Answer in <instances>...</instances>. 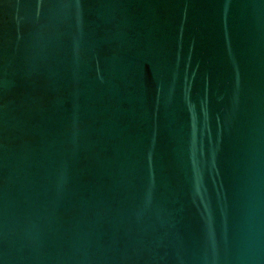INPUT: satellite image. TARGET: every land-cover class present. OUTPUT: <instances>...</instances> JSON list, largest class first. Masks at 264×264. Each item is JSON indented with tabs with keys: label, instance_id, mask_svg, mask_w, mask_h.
Masks as SVG:
<instances>
[{
	"label": "water",
	"instance_id": "water-1",
	"mask_svg": "<svg viewBox=\"0 0 264 264\" xmlns=\"http://www.w3.org/2000/svg\"><path fill=\"white\" fill-rule=\"evenodd\" d=\"M0 264H264V0H0Z\"/></svg>",
	"mask_w": 264,
	"mask_h": 264
}]
</instances>
